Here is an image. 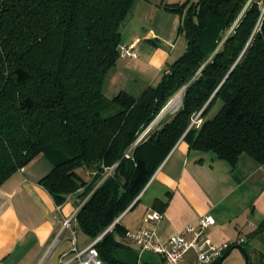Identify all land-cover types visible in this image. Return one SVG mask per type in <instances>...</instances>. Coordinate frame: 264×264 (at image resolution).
<instances>
[{"label": "trees", "instance_id": "trees-1", "mask_svg": "<svg viewBox=\"0 0 264 264\" xmlns=\"http://www.w3.org/2000/svg\"><path fill=\"white\" fill-rule=\"evenodd\" d=\"M134 1L0 0V185L37 155L49 158L38 182L57 205L80 191L73 219L93 240L101 236L104 264H119L111 254L126 248L118 222L104 230L180 139L231 168L242 153L264 163V0L165 7L182 16L185 51L140 97L121 91L107 100L103 81ZM180 90L174 115L141 136ZM260 234L264 221L247 238Z\"/></svg>", "mask_w": 264, "mask_h": 264}, {"label": "crops", "instance_id": "crops-1", "mask_svg": "<svg viewBox=\"0 0 264 264\" xmlns=\"http://www.w3.org/2000/svg\"><path fill=\"white\" fill-rule=\"evenodd\" d=\"M184 2L134 1L121 23L119 36L120 45L130 47L135 57L120 56L108 71L102 86L105 99L112 100L121 91L138 98L147 87L158 83L166 65L186 47L179 33L181 14L165 7ZM174 113L165 107L141 136L157 130ZM236 161L231 168L211 152L192 150L180 139L141 196L119 215L118 223L130 232L141 226L151 228L143 218L157 211L162 217L155 229L160 242L166 243L183 227L210 214L214 223L205 230L209 240L216 245L232 243L221 264L245 263L241 252L233 248L241 239L250 264H262L264 234L252 238L247 235L264 221V163L245 153ZM51 168V160L40 154L0 185V264H64L74 247L82 250L93 242L76 227L75 219L69 228L63 226L81 202L80 191L57 205L38 182ZM120 241L125 249L138 251L140 264H163V256L140 252L125 236ZM194 258L192 250L185 253L186 261Z\"/></svg>", "mask_w": 264, "mask_h": 264}, {"label": "built area", "instance_id": "built-area-1", "mask_svg": "<svg viewBox=\"0 0 264 264\" xmlns=\"http://www.w3.org/2000/svg\"><path fill=\"white\" fill-rule=\"evenodd\" d=\"M119 53L121 57H135V53L132 52L130 47L120 46ZM199 122V115H196L193 119V123L198 124ZM146 186L141 190L137 199L141 196ZM77 209L71 218L63 221L64 227H70L71 220L74 218ZM161 217V213L157 211L147 213L143 218V222L150 224L151 228L141 226L134 232L126 231L125 238L135 243L140 252H152L163 256V264H214L220 256L232 246V243L216 245L209 240L205 234V230L207 226L214 223L213 217L210 214H205L199 218L196 224H189L183 227L181 232L171 236L166 243H162L155 229ZM117 222L118 219L104 231L107 232L112 230L114 224ZM186 234L189 235L188 238L185 236ZM72 236L74 243L73 231ZM100 237L101 236L93 240L91 244H88V246L82 250H78L74 247L71 251V258L64 264H104L95 248ZM242 242L243 240L241 239L238 243L241 244ZM190 250L195 253V258L191 262H188L184 259V256L185 253ZM137 264L140 263L138 262Z\"/></svg>", "mask_w": 264, "mask_h": 264}, {"label": "water", "instance_id": "water-1", "mask_svg": "<svg viewBox=\"0 0 264 264\" xmlns=\"http://www.w3.org/2000/svg\"><path fill=\"white\" fill-rule=\"evenodd\" d=\"M233 248H235V249L239 250V252H241V254L245 260L244 264L250 263V260L247 256V253H246V251H244L245 247L242 244L237 243L233 246ZM229 252L230 251H227L225 254L220 256L218 264H221V262L229 254ZM138 255H139V253L136 250L117 248L112 252L111 257L114 259V261H116L119 264H137L138 259H139Z\"/></svg>", "mask_w": 264, "mask_h": 264}, {"label": "rangeland", "instance_id": "rangeland-1", "mask_svg": "<svg viewBox=\"0 0 264 264\" xmlns=\"http://www.w3.org/2000/svg\"><path fill=\"white\" fill-rule=\"evenodd\" d=\"M182 1H187V0H182ZM183 40H185L184 37H183ZM184 51H185V49L181 50V52L176 56V58H173L172 61H174L175 59L180 57L183 54ZM182 94H183L182 90L177 92L172 98H170V100L167 102V104L164 106V108L166 107V109H168V111H172V112L177 110L178 107L181 105ZM219 107H220V104H217L212 109L211 113L209 114V117H212ZM104 115H106V112H104ZM146 257H149V256L145 255L144 258H146ZM142 261H144V260H142Z\"/></svg>", "mask_w": 264, "mask_h": 264}]
</instances>
